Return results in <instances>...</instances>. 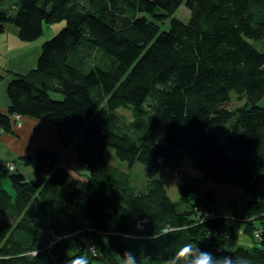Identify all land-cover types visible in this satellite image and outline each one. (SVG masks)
Masks as SVG:
<instances>
[{
	"label": "trees",
	"instance_id": "obj_1",
	"mask_svg": "<svg viewBox=\"0 0 264 264\" xmlns=\"http://www.w3.org/2000/svg\"><path fill=\"white\" fill-rule=\"evenodd\" d=\"M181 5L187 22L175 17ZM62 22L37 68L9 83L0 132L15 115L48 120L65 147L79 135L84 172L60 166L49 148L21 157L33 179L15 169L13 193L0 187V264H68L90 246L91 264H120L125 251L138 264H165L185 243L264 264V0H20L15 14L0 10V31L11 23L28 42ZM88 52L104 66L88 65ZM232 96L245 103L229 109ZM120 107L133 112L129 125ZM111 155L128 169L142 164L144 186ZM183 158L206 182L248 195L252 249L221 248L237 222L215 215L213 189L188 182L179 201L170 196L161 173Z\"/></svg>",
	"mask_w": 264,
	"mask_h": 264
},
{
	"label": "crops",
	"instance_id": "obj_2",
	"mask_svg": "<svg viewBox=\"0 0 264 264\" xmlns=\"http://www.w3.org/2000/svg\"><path fill=\"white\" fill-rule=\"evenodd\" d=\"M19 3L20 0H0V10L15 14L19 8ZM41 48V41H36L35 43L23 41L20 38L19 29L11 23H6L3 31H0L1 112L7 113L11 104L7 93L9 83L17 75L27 74L37 68ZM21 119L22 125H13L11 132H0V159L3 162V166L0 169V178L11 182V170L8 165L11 162L15 169H18L28 180H32L33 170L31 167L24 165L21 157L30 155L39 148H49L60 154V166L69 170L70 167L73 170L78 168V151L71 146V143L68 147L62 144L61 136H64V134L62 131L60 132L57 125L45 119L22 116ZM66 128L68 131L71 129L68 125H66ZM6 189L9 191L8 187Z\"/></svg>",
	"mask_w": 264,
	"mask_h": 264
},
{
	"label": "rangeland",
	"instance_id": "obj_3",
	"mask_svg": "<svg viewBox=\"0 0 264 264\" xmlns=\"http://www.w3.org/2000/svg\"><path fill=\"white\" fill-rule=\"evenodd\" d=\"M175 17L184 22H187L189 18V10L184 5H181L180 8L176 11ZM64 25L65 22L46 26L44 29V34L37 40L31 42L35 43L36 41H41L42 45V42H45V40H48L50 37L58 33L64 27ZM162 26L167 27L168 25L162 24ZM88 53V65L99 64L104 66V60L99 53ZM51 96L55 99H62V95L58 93H51ZM244 103L245 99L239 100L238 97L232 96L231 101L228 103L227 107L229 109H233L243 105ZM118 113L120 114L121 122L124 125H129L134 116L131 109L129 107H120L118 109ZM228 133V129L225 128H221L217 132L216 135L221 144H224L226 142ZM77 142H79V135L75 136V138H73L71 142V146L74 149ZM110 151L114 155V151L112 149H110ZM109 161L112 165L119 167L124 171H130L135 185H138L139 187L144 186L143 179L145 177L143 176L142 169L145 168L142 164H135L132 169H128L125 164H120L113 158L112 155L109 156ZM179 164L180 165L177 168L174 167L170 170L166 169L161 173V178L164 181L165 187L167 188L170 196L174 200L179 201L180 189L184 184L188 182L194 184L199 189H213L217 199L215 215L233 216L237 222L231 228L225 231L220 245L221 248L227 251L235 250L240 246L252 249L255 246L256 240L254 239V236L250 231L252 230V227L255 229V225L253 226L252 224L251 216H249L248 214L246 216H242L245 215V213L242 211V207H244V203L248 195H246L245 192L238 186H233L228 183L214 185L206 182L201 172L192 167V164L188 158L181 159V162ZM8 165L10 167H13L11 162H9ZM71 169L72 167H70V170ZM78 170L84 172L81 166H78ZM6 183L8 185H4ZM0 186H3L2 188L4 189L8 187L9 192L13 193L14 189L12 183L8 182V180L0 178ZM50 212L55 213L56 217H59L62 220L65 219V214L62 211L50 209ZM247 226H250L251 230H248Z\"/></svg>",
	"mask_w": 264,
	"mask_h": 264
},
{
	"label": "clouds",
	"instance_id": "obj_4",
	"mask_svg": "<svg viewBox=\"0 0 264 264\" xmlns=\"http://www.w3.org/2000/svg\"><path fill=\"white\" fill-rule=\"evenodd\" d=\"M173 230L178 229L165 228L163 231L167 233ZM259 238L257 233L256 239ZM97 251L95 246H90L80 255L69 256L68 264H91L90 254L94 255ZM119 256L120 264H138L137 256L132 251H125ZM165 264H249V262L244 257H233L230 254L214 255L211 251L202 250L199 245L185 243L165 261Z\"/></svg>",
	"mask_w": 264,
	"mask_h": 264
},
{
	"label": "bare ground",
	"instance_id": "obj_5",
	"mask_svg": "<svg viewBox=\"0 0 264 264\" xmlns=\"http://www.w3.org/2000/svg\"><path fill=\"white\" fill-rule=\"evenodd\" d=\"M13 125L20 126L22 125V119L20 115H15L13 118Z\"/></svg>",
	"mask_w": 264,
	"mask_h": 264
},
{
	"label": "built area",
	"instance_id": "obj_6",
	"mask_svg": "<svg viewBox=\"0 0 264 264\" xmlns=\"http://www.w3.org/2000/svg\"><path fill=\"white\" fill-rule=\"evenodd\" d=\"M12 166L14 167V169H13V167H10L9 166V169L11 170V171H14L15 170V166L12 164Z\"/></svg>",
	"mask_w": 264,
	"mask_h": 264
}]
</instances>
